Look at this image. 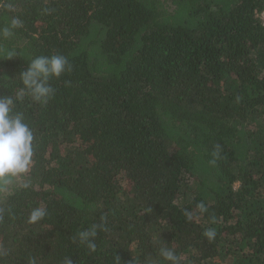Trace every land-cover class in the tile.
Returning <instances> with one entry per match:
<instances>
[{"label":"trees","instance_id":"1","mask_svg":"<svg viewBox=\"0 0 264 264\" xmlns=\"http://www.w3.org/2000/svg\"><path fill=\"white\" fill-rule=\"evenodd\" d=\"M263 12L264 0H0V28L23 21L0 38L17 53L0 54V97L36 57L71 65L46 103L15 102L33 157L0 190V264H171L162 246L180 264H264ZM101 216L92 252L74 237Z\"/></svg>","mask_w":264,"mask_h":264},{"label":"clouds","instance_id":"2","mask_svg":"<svg viewBox=\"0 0 264 264\" xmlns=\"http://www.w3.org/2000/svg\"><path fill=\"white\" fill-rule=\"evenodd\" d=\"M10 9L12 6L9 4ZM23 21L19 17H13L7 26L0 28V38L8 39L14 35V30L22 28ZM0 54L6 56V59H12L17 56L14 49ZM65 71H71V65L68 59L63 55L39 56L28 63L27 70L22 71L19 75L21 87L13 96L0 97V190L7 191V186L11 183V178L26 174L32 164L33 157V140L34 134L29 125L24 122L21 113L14 111V105L17 100H22L25 95L31 96L35 101L46 103L48 98L54 93L50 85L52 77L59 78ZM220 146L217 145L212 153L214 159L211 164L216 163L219 156ZM29 187L28 184L24 185ZM197 208L201 213L207 211L204 203H199ZM48 215L47 208L43 205L33 208L30 211L28 222L36 224L42 221ZM188 220L193 219V214L185 210ZM107 218L100 217V223L93 224L90 228L81 231L74 237L81 244H85L89 250H96L95 238L98 230H106ZM203 235L212 241L216 232L214 229H207ZM159 256L171 264H180V257L170 247H160ZM117 264L120 257L117 255ZM64 264H72L70 258H66Z\"/></svg>","mask_w":264,"mask_h":264},{"label":"rangeland","instance_id":"3","mask_svg":"<svg viewBox=\"0 0 264 264\" xmlns=\"http://www.w3.org/2000/svg\"><path fill=\"white\" fill-rule=\"evenodd\" d=\"M261 17H262V19H263V21H264V12L261 14Z\"/></svg>","mask_w":264,"mask_h":264}]
</instances>
